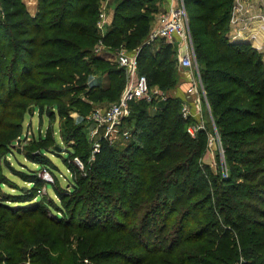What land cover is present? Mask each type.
<instances>
[{
	"label": "trees",
	"instance_id": "obj_1",
	"mask_svg": "<svg viewBox=\"0 0 264 264\" xmlns=\"http://www.w3.org/2000/svg\"><path fill=\"white\" fill-rule=\"evenodd\" d=\"M0 1V264H264V60L248 41L230 37L234 0H184L227 175L203 162L209 131L192 136L197 118L183 117V100L173 95L132 101L121 126L129 132L125 144L101 136L68 188L57 184L44 146L27 156L52 182L5 159L24 113L37 107L55 115L56 108L66 122L62 139L80 140L84 125L73 124L69 111L83 116L118 100L128 83L126 69L99 44L137 52L139 72L161 91L179 81L181 70L171 64L177 49L149 39L156 9L148 3L157 0H113L104 32L105 0H38L34 15L23 0ZM73 149L63 158L72 173L74 158L88 157L83 147ZM2 160L30 186L1 191L11 182ZM42 186L62 205L48 204Z\"/></svg>",
	"mask_w": 264,
	"mask_h": 264
},
{
	"label": "rangeland",
	"instance_id": "obj_2",
	"mask_svg": "<svg viewBox=\"0 0 264 264\" xmlns=\"http://www.w3.org/2000/svg\"><path fill=\"white\" fill-rule=\"evenodd\" d=\"M34 1V6L38 7V0H23V2L25 3L27 9L32 11L34 8H30V2ZM112 1V2H111ZM149 6L151 8H155L156 9V13L154 14L155 20L152 22V28L156 25V19L159 13L164 12L165 10L168 9V0H157V1H152L148 3ZM101 6H105V16H107L108 19V23L112 17L113 14V10L115 7V2L113 0H105L104 2H102ZM1 8L3 10V5L1 4L0 1V16H2V12H1ZM166 8V9H165ZM37 10V9H36ZM4 11V10H3ZM36 12V11H35ZM31 13V12H30ZM109 24H107L108 26ZM158 40L157 39L155 42V46H158ZM188 41H190L191 46L193 47L194 53H195V64L197 66V69L199 71V65L197 63V57H196V51H195V46L193 43V38H192V33L190 36H188ZM168 42V41H167ZM252 45V44H251ZM253 46V45H252ZM128 50H131L130 48H127ZM100 53L109 58L110 60L112 55V52L107 50V49H100L99 50ZM263 56V60H264V53L262 54ZM179 55L177 53L176 55V63L175 61H173V63H171L173 66H177V68H179L180 71V75H179V81L177 83V85L175 84L174 87H172V89L166 90V91H161L164 96H178L180 97L183 103L188 102L190 104V100L193 102V100H195V96L190 95L187 92L188 87L190 86L191 83H193V78L196 77V81L198 84V88H199V94L196 96V98H200V105H202V107L205 109L203 112V120L204 125L206 127V129L209 131L208 135L210 136H215V140L212 143V145L210 146V149L208 150V152L206 153V155L204 156L203 162L206 164H209L211 168H213L214 170H216L217 168L221 167L224 169V172L222 173L224 176L227 175V169L224 163V158H225V154H224V148H223V143L218 131V128L216 126V123L214 122V119L212 117L211 111H210V105L208 103L207 97H206V91H205V87L203 85V81H202V77L200 74V78L197 76L199 75L197 70L195 68L193 69H187V68H183L180 65V60H179ZM185 74L188 75L187 80H182L181 78L183 77ZM187 72V73H186ZM193 76V78H192ZM182 84V85H181ZM202 86H201V85ZM202 87V88H201ZM153 88H158V87H153ZM159 89V88H158ZM203 90V93L202 91ZM166 98V97H165ZM119 99V98H118ZM159 99H163V98H159ZM115 101H117V99L109 102L107 105H110L112 103H114ZM164 101V99H163ZM193 104V103H192ZM191 105V104H190ZM194 105V104H193ZM99 106H104V105H94V107H99ZM150 111L153 112L154 108L149 107ZM182 109V107H181ZM55 111V115H50L48 112L43 113L42 115H40L39 113V109L37 107H30L23 116V121H22V131L20 136L18 137V139L16 141L13 142V144L10 146V149L12 150L11 152H9L8 154L5 155V159L10 162L11 166L13 168H15L16 170L19 171H27L28 168H33V169H39V175L42 176L43 173H45L44 170H46L47 172H49V170L47 168L44 169V167H40V165L38 163H36V159H30L27 154L28 153H33V154H37L39 148H41L42 146H44L43 151H45V156L47 158H49L52 163L54 164V167L52 168L54 175L57 177V184L59 186H63L68 188L70 183L75 179V176L79 173H82L86 170V164L90 162V160L93 158V149H94V144L95 142L99 139V136L101 135L102 131L98 134H93L92 130L94 128V124L92 122L91 119H89L91 117L92 111L90 110L88 113H84L83 116H80L76 111H69V114L73 117L74 122L75 123H79L80 127H82L84 125V131L86 132V136L82 135L80 140H70L69 142H65L62 139V136L60 134L61 132V126L62 124H65V118L61 115H59L58 111L56 110V108H54ZM85 116V117H84ZM197 122L191 123L189 126L191 125H195ZM82 128V129H83ZM51 129L52 130V134H53V139L51 140V142L49 140H46L48 138V130ZM190 132V131H189ZM213 138V137H210ZM214 139V138H213ZM112 143H115L117 145H123L125 144V139H122L121 136L117 137L114 139V141ZM81 146L84 149H86L85 154L88 155L87 160L85 161V159H80L79 157H75L78 158L82 165L77 164V167L75 168V172L72 173L69 168L68 165L66 164V160H64L63 158H66V156H68V152L67 150H73L74 151V146ZM54 150H56L57 153H54ZM82 155V152H78L76 155ZM219 155V156H218ZM74 158V161H75ZM220 158V159H219ZM222 162V166H221V162ZM1 165H2V170L3 172L8 176V178L11 180L10 183H5L2 184V189L1 191L5 192V193H17L19 192V187H29L30 183L24 181L17 173H15L14 171L11 172V170L8 168L5 160L1 161ZM79 172V173H77ZM50 173V172H49ZM53 180H54V176ZM42 193L45 195V201L50 204L53 202H55L58 205H62L61 201L59 200V198L55 195V192L51 189V188H47L45 186L41 187ZM28 205V204H27ZM32 205V204H30ZM48 210L50 211L51 215H54L57 213V208L53 207V206H49Z\"/></svg>",
	"mask_w": 264,
	"mask_h": 264
},
{
	"label": "built area",
	"instance_id": "obj_3",
	"mask_svg": "<svg viewBox=\"0 0 264 264\" xmlns=\"http://www.w3.org/2000/svg\"><path fill=\"white\" fill-rule=\"evenodd\" d=\"M255 6L257 7V3L255 5L252 0H234L230 13L229 35L233 40L240 39L248 41L263 54L264 0H258V11H254ZM103 9L105 10V6H101L100 19L98 22V27L102 32H104L107 24H109ZM1 12L4 13L2 8ZM190 35L189 17L184 0H168V9L158 14L156 25L152 28L149 39L154 40L156 38H164L173 45H177L176 49L180 57V65L187 69L195 68L199 74L195 64L194 50L190 41H188V36ZM100 49L105 50L106 47L103 44H99L98 50ZM112 55L114 61L126 69L128 83L117 101L110 105L95 107L89 118L94 124L92 130L93 134H99L102 131L99 138L101 136L106 137L110 142H113L114 139L119 136L124 138L129 137V132L127 130H122L121 126L123 119L131 114L130 103L132 101L145 99L148 102H151L155 98H167V96L163 95L165 93H162L160 89L150 87L147 76L139 72L137 52L131 53L124 47H121L118 50L113 51ZM197 76L200 78V74ZM201 91L203 93V90ZM187 92L190 95L195 96V100H193L194 108L192 109L191 105L186 102L183 103L181 111L185 118H188L189 116H195L197 118L198 123L191 125L188 128L192 136H194L199 129H205L203 120H200L204 118L203 107L200 105V98H196L199 94L196 77L193 78V83L190 84ZM210 137H213L214 139ZM215 139V136L208 135L209 148ZM99 147L100 143L99 140H97L94 144L93 154L99 150ZM75 162L82 165L78 158H75ZM44 171L45 173H43L41 177L52 182V175L46 170Z\"/></svg>",
	"mask_w": 264,
	"mask_h": 264
},
{
	"label": "crops",
	"instance_id": "obj_4",
	"mask_svg": "<svg viewBox=\"0 0 264 264\" xmlns=\"http://www.w3.org/2000/svg\"><path fill=\"white\" fill-rule=\"evenodd\" d=\"M254 3H255V5H256V3H257V7H258V0H252ZM31 4L32 5H30V8H33V7H36V8H34L32 11L30 10V12H31V14L32 15H34L36 12V9H37V4H36V6H34V1L32 2L31 1ZM256 6H255V10L254 11H258L259 9L257 8ZM166 9V8H165ZM175 47L177 48V45H175ZM111 59H113L114 60V57L112 56L111 57ZM187 73V72H186ZM188 74V73H187ZM187 74H185V72H184V75H183V77L181 78V81L184 79V80H187V79H189L188 78V75ZM182 85V84H181ZM193 102L190 100V104H191V107H192V109L194 108V106H193V104H192ZM204 107V106H203ZM205 109L203 108V111H204Z\"/></svg>",
	"mask_w": 264,
	"mask_h": 264
},
{
	"label": "bare ground",
	"instance_id": "obj_5",
	"mask_svg": "<svg viewBox=\"0 0 264 264\" xmlns=\"http://www.w3.org/2000/svg\"><path fill=\"white\" fill-rule=\"evenodd\" d=\"M30 2V1H29ZM30 4H31V2H30Z\"/></svg>",
	"mask_w": 264,
	"mask_h": 264
}]
</instances>
